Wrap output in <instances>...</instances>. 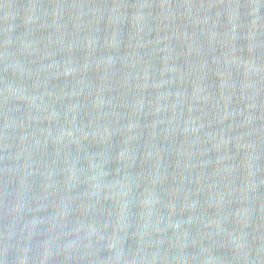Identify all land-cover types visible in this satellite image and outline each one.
Wrapping results in <instances>:
<instances>
[{
	"label": "water",
	"instance_id": "obj_1",
	"mask_svg": "<svg viewBox=\"0 0 264 264\" xmlns=\"http://www.w3.org/2000/svg\"><path fill=\"white\" fill-rule=\"evenodd\" d=\"M0 264H264V0H0Z\"/></svg>",
	"mask_w": 264,
	"mask_h": 264
}]
</instances>
